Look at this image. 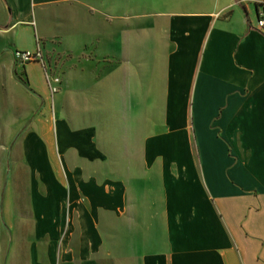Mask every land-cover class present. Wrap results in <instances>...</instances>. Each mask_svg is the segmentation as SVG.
<instances>
[{
  "label": "crops",
  "instance_id": "1",
  "mask_svg": "<svg viewBox=\"0 0 264 264\" xmlns=\"http://www.w3.org/2000/svg\"><path fill=\"white\" fill-rule=\"evenodd\" d=\"M260 1L0 0V264H264Z\"/></svg>",
  "mask_w": 264,
  "mask_h": 264
},
{
  "label": "built area",
  "instance_id": "2",
  "mask_svg": "<svg viewBox=\"0 0 264 264\" xmlns=\"http://www.w3.org/2000/svg\"><path fill=\"white\" fill-rule=\"evenodd\" d=\"M255 29L264 30V0L258 2V13L255 19ZM13 59L16 63L24 65L27 63H37L40 65L46 87L51 97H53L60 88L61 78L56 74L42 53V45L39 38L35 37V50H15Z\"/></svg>",
  "mask_w": 264,
  "mask_h": 264
},
{
  "label": "rangeland",
  "instance_id": "3",
  "mask_svg": "<svg viewBox=\"0 0 264 264\" xmlns=\"http://www.w3.org/2000/svg\"><path fill=\"white\" fill-rule=\"evenodd\" d=\"M65 10H63V13L67 12V10L69 11V9H67L66 11ZM34 37L39 38L37 33H34ZM32 38H33V36L31 37L27 33H24V34L21 35V40L27 46H31L32 45ZM39 40H40V42H43V44H44L46 59H47L48 63L49 64L53 63L54 68L57 69L59 73H60V70L62 72L63 71L62 70V64H64V62L70 57V54L67 53V52L60 51V47L58 46V44H60V40L57 37V35L53 34V36L48 38V39L45 38V40H43V39L41 40L39 38ZM33 50H35V49H33ZM33 50H31V51H33ZM42 51H43V49H42ZM61 62H62V64H61ZM16 65L21 70V68H22L21 64H16ZM20 70H19L18 73H16L18 77H21L20 73H22V72H20ZM36 75H37V77L40 78V72L38 70L36 71ZM60 90H61V87L59 88V91ZM5 173L6 172H5V168H4L3 169V174H5Z\"/></svg>",
  "mask_w": 264,
  "mask_h": 264
}]
</instances>
